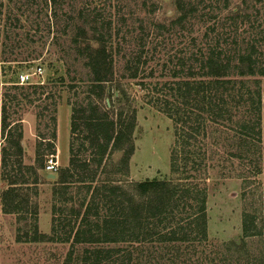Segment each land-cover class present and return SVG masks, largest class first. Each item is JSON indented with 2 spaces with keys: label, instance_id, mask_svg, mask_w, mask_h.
<instances>
[{
  "label": "rangeland",
  "instance_id": "1",
  "mask_svg": "<svg viewBox=\"0 0 264 264\" xmlns=\"http://www.w3.org/2000/svg\"><path fill=\"white\" fill-rule=\"evenodd\" d=\"M170 2L0 0V107L5 108V122L17 121L16 128H0V148L6 147L9 173L19 168L24 175L12 185L22 180L21 192L28 197L18 212L2 211L0 201V264H68L69 242L41 236L51 233L50 205L54 188L60 187L44 176L45 159L51 152L58 156L57 170L70 167L69 159L75 163L86 160L89 168L84 172L94 171L98 182L112 179L124 187L146 178L179 182L182 174L169 170L172 121L148 102L150 95L141 81L151 86L156 79L169 77L179 58L198 48L254 49L260 51L264 64V0ZM232 6L238 9L236 13L230 12ZM169 14L173 16H166ZM100 43L105 46V66L109 64L111 70L110 80L101 84L102 90L93 80L94 58L88 50L83 51L85 45ZM139 52L140 60L146 62L139 63L131 77L132 70L126 65L135 64ZM36 65L42 72L31 74L30 80L37 82L16 83L20 72H31ZM232 77L243 79L250 89L255 87V79H264V75L262 79L257 75ZM102 113L108 119H123L122 125L128 116L134 117L130 134L133 149L125 154V141L121 148L107 146L97 165L96 147L103 138L95 132L99 126L93 117ZM208 128L203 139L207 148L199 149L206 156L194 171L197 189H205V236L199 238L190 231L188 239L177 241L164 254L163 244L144 243L139 250L134 248L136 243L129 244L131 264H264V144L260 142L261 154L240 159L234 154L237 139L230 137L231 130ZM18 130L22 146L19 157L12 153L7 140ZM255 161H259L258 172L252 170ZM76 169L71 172L80 171L78 166ZM56 176L57 171L52 178ZM8 181V173L0 168V192L11 185ZM79 185L70 181L65 190L72 199L57 202L64 214L69 205L77 203V192L81 195L83 190ZM198 199L184 198L176 209L177 217L194 211ZM245 211L254 216L246 232L242 229ZM35 228L42 234L31 240ZM88 245L75 244L69 264H83L81 254Z\"/></svg>",
  "mask_w": 264,
  "mask_h": 264
},
{
  "label": "trees",
  "instance_id": "2",
  "mask_svg": "<svg viewBox=\"0 0 264 264\" xmlns=\"http://www.w3.org/2000/svg\"><path fill=\"white\" fill-rule=\"evenodd\" d=\"M173 8L174 15L176 10ZM237 10L234 6L230 8L231 13H236ZM87 50V54L94 58L93 80L102 90L101 84L105 80H110L108 74L111 72L109 64L107 68L105 66V46L103 43L95 47L85 45L83 51ZM140 56L139 52L134 59L136 63L126 65L127 69L132 70L129 73L131 77L136 75L137 65L146 62L145 59L140 60ZM163 71L162 68L161 77L166 76ZM232 75L240 77L257 75L261 78V75H264V64L260 59V51L255 52L254 49L239 51L237 47L217 50L215 46L208 50L198 48L189 55L181 56L176 66L173 65L169 77L156 79L151 86L150 82L144 85L141 81L143 86L147 87V96L150 95L148 102H152V105L172 121L174 140L170 150L169 170L182 174L178 177L179 182H173L171 179L146 178L130 183L129 187H124L112 179H100L98 182L94 177V171L84 172L89 168L86 160L75 163L73 158L69 159L70 167L57 170L55 180L47 177L60 186L54 188L50 205L51 233L41 235L42 233H38L35 228L31 240H37L41 235L49 240L55 238L67 241L71 248L78 243L89 244L84 247V254H81L83 264H131L132 251L128 249L129 244L136 243L134 248L138 250L144 243L163 244L161 247L164 248L162 252L164 254L169 252L177 241L188 239L186 236L190 231L203 238L206 234L205 189L202 191L197 189L194 171L202 166L206 156L205 151L201 152L199 149L202 146L207 148L203 139L207 136L208 127H212L213 130H231L230 137L234 136L237 139L234 154L240 159L255 156L257 152L261 154L260 142L264 144V79L261 78L262 81L255 79V87L250 89L244 84L243 79L234 78ZM0 108L2 110L0 128L5 130L8 126L7 131L12 125L16 128L17 121L5 122V108L3 105ZM93 118L94 123L99 126L95 132L103 138L96 147L95 154L99 156L95 158V164H100L107 146L112 149L121 148L120 143L125 141L123 147L125 154L132 151L130 137L134 123L132 115L127 117L123 125V119L119 117L116 120L108 119L104 113ZM74 128L72 123V132ZM15 135L14 138L8 137L7 140L13 147L12 153L19 157L22 152L20 130ZM0 149L2 153L0 168L4 174L8 173V183L11 184L0 192L2 211L18 212L28 197L21 192L22 180L19 181V185L12 184L17 182V179H24V175L20 173L19 168L9 173L6 168V147L2 146ZM126 157L127 155L121 161H125ZM258 163L259 161H255L253 164L254 172L260 169ZM24 166L32 168L30 165ZM77 166L80 171L71 172L77 170ZM68 179L79 183V188L83 190L81 195L77 192V203L69 205L68 211L64 214L63 208L57 202L72 199L73 195L65 190L70 182ZM32 188L36 192V187ZM188 196L199 198L198 207L185 216L177 217L176 209L179 203ZM57 213L63 215L59 216ZM253 221V215L246 211L242 213L244 232ZM59 230H62V236H59L61 232ZM71 248L66 257L68 264L71 260Z\"/></svg>",
  "mask_w": 264,
  "mask_h": 264
},
{
  "label": "built area",
  "instance_id": "3",
  "mask_svg": "<svg viewBox=\"0 0 264 264\" xmlns=\"http://www.w3.org/2000/svg\"><path fill=\"white\" fill-rule=\"evenodd\" d=\"M42 72V67L40 65L34 66L33 70L30 71H23L18 74V80L16 81L17 84H28L31 82H37V81H31L30 76L31 74H40ZM59 167L58 163V156L56 153H49L48 157L45 159L44 163V169L46 172H55L57 171Z\"/></svg>",
  "mask_w": 264,
  "mask_h": 264
},
{
  "label": "water",
  "instance_id": "4",
  "mask_svg": "<svg viewBox=\"0 0 264 264\" xmlns=\"http://www.w3.org/2000/svg\"><path fill=\"white\" fill-rule=\"evenodd\" d=\"M46 176L47 177H54V172H47L46 173Z\"/></svg>",
  "mask_w": 264,
  "mask_h": 264
},
{
  "label": "crops",
  "instance_id": "5",
  "mask_svg": "<svg viewBox=\"0 0 264 264\" xmlns=\"http://www.w3.org/2000/svg\"><path fill=\"white\" fill-rule=\"evenodd\" d=\"M58 137V136H57Z\"/></svg>",
  "mask_w": 264,
  "mask_h": 264
}]
</instances>
